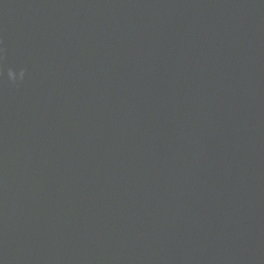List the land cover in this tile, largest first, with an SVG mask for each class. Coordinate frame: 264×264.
Here are the masks:
<instances>
[{
	"label": "water",
	"instance_id": "water-1",
	"mask_svg": "<svg viewBox=\"0 0 264 264\" xmlns=\"http://www.w3.org/2000/svg\"><path fill=\"white\" fill-rule=\"evenodd\" d=\"M0 264H264V0H0Z\"/></svg>",
	"mask_w": 264,
	"mask_h": 264
}]
</instances>
